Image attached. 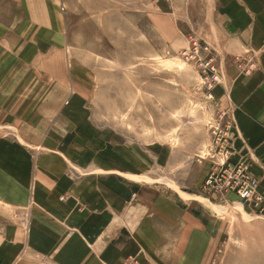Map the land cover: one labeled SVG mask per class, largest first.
<instances>
[{
  "label": "rangeland",
  "instance_id": "374dc122",
  "mask_svg": "<svg viewBox=\"0 0 264 264\" xmlns=\"http://www.w3.org/2000/svg\"><path fill=\"white\" fill-rule=\"evenodd\" d=\"M177 2L0 0V264H60L29 243L32 210L46 205L35 186L110 175L133 185L127 209L152 210L164 196L207 228L188 226L199 232V260L141 264H264L254 206L204 189L221 159L213 131L223 134L229 77L219 66L214 79L148 24L179 14ZM179 27L184 47L192 35L208 43L202 26ZM236 62L241 74L256 67Z\"/></svg>",
  "mask_w": 264,
  "mask_h": 264
},
{
  "label": "crops",
  "instance_id": "0c3cea01",
  "mask_svg": "<svg viewBox=\"0 0 264 264\" xmlns=\"http://www.w3.org/2000/svg\"><path fill=\"white\" fill-rule=\"evenodd\" d=\"M177 1L179 14L149 16L148 24L159 26L164 43H181L180 50L186 35L179 26H202L203 38L215 50L216 65L229 77L225 107L232 122V160L243 158L258 189L264 190V0ZM237 57L244 62L253 59L256 67L241 74L235 66ZM67 181L62 189L56 181L40 183L33 192V199L46 205L42 211L32 210L29 243L49 260L60 264H117L128 257L199 260L200 247L194 239L206 226L189 208L160 196L152 210L145 203L127 209L133 185L115 175L86 178L77 185ZM227 198L234 207L244 208L235 194ZM190 222L196 232L189 228Z\"/></svg>",
  "mask_w": 264,
  "mask_h": 264
},
{
  "label": "built area",
  "instance_id": "2783aa9c",
  "mask_svg": "<svg viewBox=\"0 0 264 264\" xmlns=\"http://www.w3.org/2000/svg\"><path fill=\"white\" fill-rule=\"evenodd\" d=\"M152 1L154 3H165L170 0ZM181 55L183 57L188 55L195 57L200 66L207 69V71L213 75L214 79H218L217 71L219 67L215 63V52L210 48L208 43H202L197 37L192 35L188 39V45L181 50ZM201 71L207 74L204 70ZM220 115V119L223 121L224 126V129L221 130L223 134L220 135V131L218 132L217 130L213 132L215 135V143L223 149V153L219 150L221 152V159L218 160L215 169L207 175L204 182V189L213 197H219L225 204H230L227 195L232 192L237 196L242 207L246 206L247 203L252 204L257 215L264 216V190L261 191L258 189V181L248 170V166L243 161V158L234 162L229 161L232 155V151L230 150L232 122L225 120L228 116L227 111H221ZM120 264L141 263L135 257H128Z\"/></svg>",
  "mask_w": 264,
  "mask_h": 264
}]
</instances>
